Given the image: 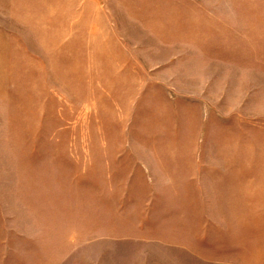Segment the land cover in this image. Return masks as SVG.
Here are the masks:
<instances>
[{"label": "rangeland", "instance_id": "1", "mask_svg": "<svg viewBox=\"0 0 264 264\" xmlns=\"http://www.w3.org/2000/svg\"><path fill=\"white\" fill-rule=\"evenodd\" d=\"M0 264H264V0H0Z\"/></svg>", "mask_w": 264, "mask_h": 264}]
</instances>
